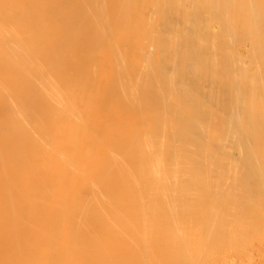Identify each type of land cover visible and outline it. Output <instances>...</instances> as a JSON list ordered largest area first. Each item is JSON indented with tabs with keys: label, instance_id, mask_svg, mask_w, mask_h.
<instances>
[{
	"label": "bare ground",
	"instance_id": "bare-ground-1",
	"mask_svg": "<svg viewBox=\"0 0 264 264\" xmlns=\"http://www.w3.org/2000/svg\"><path fill=\"white\" fill-rule=\"evenodd\" d=\"M0 264H264V0H0Z\"/></svg>",
	"mask_w": 264,
	"mask_h": 264
}]
</instances>
